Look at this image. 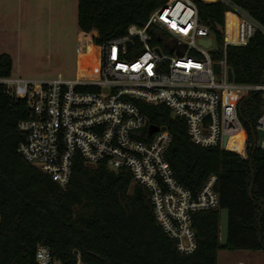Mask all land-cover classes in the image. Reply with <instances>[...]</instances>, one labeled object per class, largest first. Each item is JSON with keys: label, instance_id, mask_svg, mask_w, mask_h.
I'll list each match as a JSON object with an SVG mask.
<instances>
[{"label": "trees", "instance_id": "obj_1", "mask_svg": "<svg viewBox=\"0 0 264 264\" xmlns=\"http://www.w3.org/2000/svg\"><path fill=\"white\" fill-rule=\"evenodd\" d=\"M168 0H78V25L101 45L145 26ZM264 26V0H231ZM199 20L216 39L219 57L228 7L197 0ZM231 14L227 15V20ZM227 62L237 84H264V33L245 46H228ZM11 55H0V78L11 77ZM239 116L246 157L233 150L203 147L190 139L186 122L164 105L138 102L150 122L166 126L172 141L166 159L177 180L197 193L217 176L219 206L193 214L197 249L181 254L158 225L147 190L133 184L128 169L86 166L77 154L71 178L62 187L18 152L28 116L25 100L0 83V264H35L38 244L63 264H217L220 249L264 252V149L256 146L257 122L264 112L261 91H240ZM230 211L229 240L220 244V214Z\"/></svg>", "mask_w": 264, "mask_h": 264}, {"label": "built area", "instance_id": "obj_2", "mask_svg": "<svg viewBox=\"0 0 264 264\" xmlns=\"http://www.w3.org/2000/svg\"><path fill=\"white\" fill-rule=\"evenodd\" d=\"M209 1L228 7L219 57L214 35L199 20L197 0H168L145 26L131 25L126 35L100 45L96 81L0 78L7 93L27 105L28 116L19 122L25 139L18 146L27 162L62 187L77 154L89 167L102 163L114 171L128 169L133 184L147 190L158 225L185 255L198 246L193 214L219 206L217 176L197 193L181 184L166 159L172 141L168 128L150 122L138 102L166 105L186 122L195 144L240 153L246 139L238 93L255 90L264 97V84L230 81L227 62L228 46L247 45L257 32L264 33V26L231 0ZM228 14L237 19L233 33L227 29ZM208 39L209 46L201 42ZM256 127L264 132V112ZM256 146L264 149V134ZM35 264L63 263L38 244ZM76 264H83L79 253Z\"/></svg>", "mask_w": 264, "mask_h": 264}, {"label": "rangeland", "instance_id": "obj_3", "mask_svg": "<svg viewBox=\"0 0 264 264\" xmlns=\"http://www.w3.org/2000/svg\"><path fill=\"white\" fill-rule=\"evenodd\" d=\"M217 45L214 44L213 48ZM13 59L11 77L99 79L101 49L78 25V0H0V55ZM264 264L261 251L221 249L219 264Z\"/></svg>", "mask_w": 264, "mask_h": 264}, {"label": "water", "instance_id": "obj_4", "mask_svg": "<svg viewBox=\"0 0 264 264\" xmlns=\"http://www.w3.org/2000/svg\"><path fill=\"white\" fill-rule=\"evenodd\" d=\"M201 42L207 46L211 45L212 43L211 39L201 40ZM128 43L129 45H131V42H128ZM167 46L170 47L169 45ZM183 52H184V47L181 49L180 54H183ZM215 70L216 72L220 71V65L218 63L215 64ZM233 79H234V73H233L232 68L230 67L229 68V80L232 81ZM154 129L157 130V128H154ZM263 134H264L263 130H259L258 135L260 139L263 137ZM259 146H260V142H259ZM240 155L242 157H246L245 148L241 150ZM229 231H230V211L229 209H222L221 214H220V233H219L221 246H226L228 244Z\"/></svg>", "mask_w": 264, "mask_h": 264}, {"label": "crops", "instance_id": "obj_5", "mask_svg": "<svg viewBox=\"0 0 264 264\" xmlns=\"http://www.w3.org/2000/svg\"><path fill=\"white\" fill-rule=\"evenodd\" d=\"M224 250H226V249H224ZM220 251H221V249L218 251V253H217V264H219V262H218V260H219V253H220ZM231 251V250H230ZM233 251H236V252H238V253H246V252H248L249 250H233ZM262 253H264L263 251H261ZM243 255L244 254H241V256H239L238 258H237V263L236 264H239V263H242V264H245V262H247V257L248 256H244L243 257ZM226 264H230V263H226Z\"/></svg>", "mask_w": 264, "mask_h": 264}, {"label": "bare ground", "instance_id": "obj_6", "mask_svg": "<svg viewBox=\"0 0 264 264\" xmlns=\"http://www.w3.org/2000/svg\"><path fill=\"white\" fill-rule=\"evenodd\" d=\"M237 25V19L235 16L231 15L227 20V29L229 33H233L235 31Z\"/></svg>", "mask_w": 264, "mask_h": 264}]
</instances>
